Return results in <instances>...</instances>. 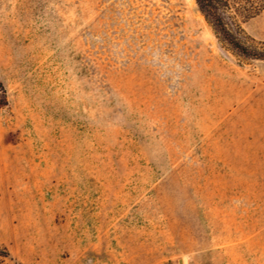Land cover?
Listing matches in <instances>:
<instances>
[{
    "label": "rangeland",
    "instance_id": "rangeland-1",
    "mask_svg": "<svg viewBox=\"0 0 264 264\" xmlns=\"http://www.w3.org/2000/svg\"><path fill=\"white\" fill-rule=\"evenodd\" d=\"M220 14L264 43V9ZM0 247L264 264V61L196 0H0Z\"/></svg>",
    "mask_w": 264,
    "mask_h": 264
},
{
    "label": "trees",
    "instance_id": "trees-1",
    "mask_svg": "<svg viewBox=\"0 0 264 264\" xmlns=\"http://www.w3.org/2000/svg\"><path fill=\"white\" fill-rule=\"evenodd\" d=\"M199 10L212 23L214 28L239 54L251 59L264 61V43L250 47L241 42L228 28L220 12H228L232 17L248 19L264 9V0H196ZM10 253L6 247H0V260Z\"/></svg>",
    "mask_w": 264,
    "mask_h": 264
}]
</instances>
